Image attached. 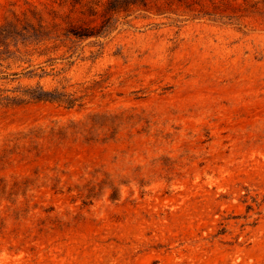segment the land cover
I'll use <instances>...</instances> for the list:
<instances>
[{"label": "rangeland", "instance_id": "1", "mask_svg": "<svg viewBox=\"0 0 264 264\" xmlns=\"http://www.w3.org/2000/svg\"><path fill=\"white\" fill-rule=\"evenodd\" d=\"M9 55L0 264H264V0H0Z\"/></svg>", "mask_w": 264, "mask_h": 264}, {"label": "trees", "instance_id": "2", "mask_svg": "<svg viewBox=\"0 0 264 264\" xmlns=\"http://www.w3.org/2000/svg\"><path fill=\"white\" fill-rule=\"evenodd\" d=\"M111 4V3H110ZM128 5L127 3H121L119 4V6H117L118 10L119 11H126L128 9ZM111 10H114L113 6L109 5L107 8H106V13L108 14ZM100 30V29H99ZM99 30H95L93 27H84V28H81V27H73L71 26L69 29H68V32L71 33L72 35H74L75 37H79V38H84V37H89V36H92V35H96V33L99 32ZM62 42V41H61ZM58 42H54L51 44V46H47L45 44H42V40L40 41H37V42H31L30 44L32 45H44L45 46V49L46 50H49V48H51L52 50H56L58 49V46L57 45ZM10 59H13L15 60L16 62H25L21 57L19 56H7L6 58H3L0 60V66L2 65L1 62H4V61H8ZM3 60V61H2ZM30 73H32L31 71H29ZM38 90V93H40L37 97L40 98V99H59V98H55V96L53 97L51 94H48V92H42L43 90H41V88H38L36 89ZM60 100V99H59ZM75 98L73 99H69L67 100V102L69 104H74L75 102Z\"/></svg>", "mask_w": 264, "mask_h": 264}]
</instances>
